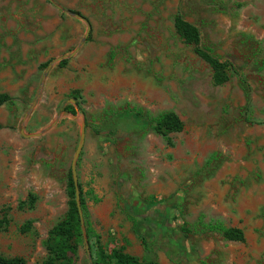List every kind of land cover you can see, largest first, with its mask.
Wrapping results in <instances>:
<instances>
[{
  "label": "rangeland",
  "instance_id": "1",
  "mask_svg": "<svg viewBox=\"0 0 264 264\" xmlns=\"http://www.w3.org/2000/svg\"><path fill=\"white\" fill-rule=\"evenodd\" d=\"M75 13L89 33L42 81L84 37ZM176 13L234 64L228 81L213 82ZM0 93V254L46 258L84 123L83 221L57 264H90L86 243L92 264L98 246L142 258L141 239L159 264H264V0H0ZM164 112L183 122L169 141L153 128ZM115 121L120 136L93 130Z\"/></svg>",
  "mask_w": 264,
  "mask_h": 264
},
{
  "label": "trees",
  "instance_id": "2",
  "mask_svg": "<svg viewBox=\"0 0 264 264\" xmlns=\"http://www.w3.org/2000/svg\"><path fill=\"white\" fill-rule=\"evenodd\" d=\"M174 28L181 38L187 43L193 45V50L196 55L206 62L212 70V80L215 84H223L231 77L234 71V64L229 60H221L218 56L213 54L208 46L201 44V36L199 28L186 20L181 13L174 15ZM64 58L58 62L60 66L66 63ZM12 97L7 93H0V107L8 102H11ZM154 122L153 128L161 133L168 141L170 137L168 133L177 132L183 129V122L173 112H164L152 118ZM96 133L106 130L114 136H120V129L117 121L107 127L98 125L93 126ZM80 188V184H79ZM67 190L69 194L68 211L65 218L56 223L49 231L46 240L47 256L41 264H57L67 259L70 252H74L75 245L71 242L72 238L80 234V219L79 212L75 200V187L71 173H69V180L67 183ZM81 208L84 206L82 198V191L80 188ZM198 225L201 231H215L218 232L223 239L228 241H244V231L237 226H226L221 222L204 223L201 220ZM25 231V227H21ZM144 247V256L138 258L137 256L125 252L119 248H112L109 252L105 251L101 246H98V258L95 264H159L157 256L150 244L141 239ZM0 264H28L26 259L22 256H4L0 254Z\"/></svg>",
  "mask_w": 264,
  "mask_h": 264
},
{
  "label": "water",
  "instance_id": "3",
  "mask_svg": "<svg viewBox=\"0 0 264 264\" xmlns=\"http://www.w3.org/2000/svg\"><path fill=\"white\" fill-rule=\"evenodd\" d=\"M56 5V4H55ZM57 7H59L58 5H56ZM77 18L83 20L86 22V25H87V29H86V32L84 34V37L79 41L78 45L75 47V49L70 52V53H67V54H63L57 58H55L54 60H52L44 74H43V77H42V81L45 77V75L47 74V72L50 70V68L52 67V65L56 62H59L60 60L64 59V58H68V57H71L73 54L76 53V51L79 49V46L82 44V42L85 40L86 36L88 35L89 33V29H90V25L89 23L87 22V20L85 19L84 16H82L81 14H78V13H75L74 14ZM33 106V104H32ZM31 106V108H32ZM22 134H24L23 130H22ZM40 132H36V133H31V134H24L26 136H37L39 135ZM84 137H85V126H84V123L82 124V129H81V134H80V140H79V143H78V146L75 150V153L73 155V158H72V161H71V175H72V179H73V183H74V187H75V200H76V206H77V209H78V212H79V218H80V221L82 223L83 221V217H82V210H81V197H80V188H79V182H78V177H77V172H76V162H77V158L82 150V147H83V143H84ZM86 249H87V253H88V256H89V260H90V264L91 263V255H90V252H89V249H88V244L86 243Z\"/></svg>",
  "mask_w": 264,
  "mask_h": 264
}]
</instances>
